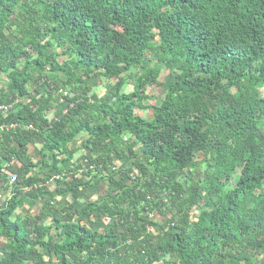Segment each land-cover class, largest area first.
<instances>
[{"label": "trees", "instance_id": "obj_1", "mask_svg": "<svg viewBox=\"0 0 264 264\" xmlns=\"http://www.w3.org/2000/svg\"><path fill=\"white\" fill-rule=\"evenodd\" d=\"M2 105L0 264H264V0H0Z\"/></svg>", "mask_w": 264, "mask_h": 264}, {"label": "built area", "instance_id": "obj_2", "mask_svg": "<svg viewBox=\"0 0 264 264\" xmlns=\"http://www.w3.org/2000/svg\"><path fill=\"white\" fill-rule=\"evenodd\" d=\"M10 109H11V105H2L0 107V110L3 111V113L9 112ZM67 111L68 110L66 108H63L62 114L67 113ZM57 119L58 118H56V120ZM33 129H34V125L29 124L27 122H22V121L2 122V123H0V138L3 137L4 135H12V134L19 133L22 131L29 132ZM0 160H1V156H0ZM2 166H3V164L0 161V167H2ZM9 166H10L9 163H7L5 167H9ZM16 180H17L16 174L12 173L9 175L8 183L10 186H13L15 184ZM35 186L36 185L33 184L26 189H30V187H35ZM6 197H8V196H6Z\"/></svg>", "mask_w": 264, "mask_h": 264}, {"label": "crops", "instance_id": "obj_3", "mask_svg": "<svg viewBox=\"0 0 264 264\" xmlns=\"http://www.w3.org/2000/svg\"><path fill=\"white\" fill-rule=\"evenodd\" d=\"M8 195V194H7ZM6 195V196H7ZM2 205H0V208L2 209ZM38 210L37 204L35 205L34 202L28 201L24 207L18 210V213L25 214L28 211L30 212H36ZM10 248L8 240L5 238L4 235L0 234V258L4 257L7 254L8 249Z\"/></svg>", "mask_w": 264, "mask_h": 264}, {"label": "rangeland", "instance_id": "obj_4", "mask_svg": "<svg viewBox=\"0 0 264 264\" xmlns=\"http://www.w3.org/2000/svg\"><path fill=\"white\" fill-rule=\"evenodd\" d=\"M166 76H167V74H165V75L163 76V77H164V80H165L166 83H169V81H171V79H172V76H169V77H168V76L166 77ZM101 90H102V88L99 87V88L97 89V92H99V91H101ZM160 91H162V90H159V93H161ZM159 98H160V97H159ZM92 196H94V194H93ZM196 216H197V212H195V213L193 214V217H196ZM101 225H104V224L102 223Z\"/></svg>", "mask_w": 264, "mask_h": 264}]
</instances>
